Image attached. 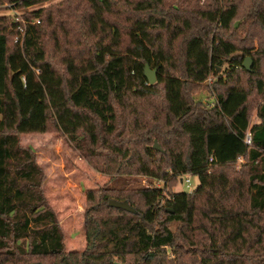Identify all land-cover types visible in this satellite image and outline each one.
<instances>
[{
    "label": "trees",
    "instance_id": "16d2710c",
    "mask_svg": "<svg viewBox=\"0 0 264 264\" xmlns=\"http://www.w3.org/2000/svg\"><path fill=\"white\" fill-rule=\"evenodd\" d=\"M8 1L22 13L0 15V264H174L190 244L203 246L201 264H264L263 237L252 233L264 215V5ZM237 29L258 33L259 48L240 47L231 38ZM146 64L157 69L154 84ZM203 88L214 102L196 98ZM254 95L262 101L251 124ZM149 97L158 101L150 111L136 102ZM50 125L78 148L101 146L114 157L116 184L87 192L81 255L65 254L44 169L20 140ZM133 175L164 180L165 189ZM189 175L200 180L192 192L166 189ZM110 199L128 200L137 213Z\"/></svg>",
    "mask_w": 264,
    "mask_h": 264
},
{
    "label": "rangeland",
    "instance_id": "374dc122",
    "mask_svg": "<svg viewBox=\"0 0 264 264\" xmlns=\"http://www.w3.org/2000/svg\"><path fill=\"white\" fill-rule=\"evenodd\" d=\"M60 1L62 0H55L53 3H58ZM261 1L262 0H256V2L255 0H244V3L241 4L242 10H248L253 3H260L263 6L264 2L261 3ZM204 2L206 3V0H200V3L203 4ZM173 3H177V1H167V5ZM50 4L51 3H47L43 7L49 6ZM38 7L39 6L31 7L30 11ZM21 13V10L14 8L13 3H10L8 0H0V15L12 17L20 15ZM231 38L236 41L240 47L247 46L257 49L261 45L258 33L250 34L245 31L243 32L241 29H237L232 33ZM61 56L62 54L58 53L55 55V58L59 59ZM251 59L253 68L254 60L252 57ZM246 78L247 75L243 73L242 83L245 84ZM207 83H210V80H208ZM196 98L203 99L205 102H214L208 91L204 90V88L197 92ZM261 101L262 99L259 96L254 95L250 103L252 107L251 124L259 122L257 109ZM136 102L140 104L142 109L146 108L149 111L154 107L153 104L158 103V101L152 97H149L147 100H136ZM121 111V108L118 107V112L121 113ZM149 115L150 114L146 116ZM122 116H124V112ZM20 140L23 146H30L34 149L37 162L44 169V195L59 219L64 235L65 254L71 255L70 253H77L81 255L87 247L86 211L90 206L87 199V192L93 190L99 194L101 191H105L113 184H116V179L118 177H116L117 174L114 173L111 164L114 157L110 151L105 148L103 149L101 146L90 148L88 144H85L86 148H84V150L78 148L77 144L74 143L69 136L59 131L53 125H50L49 130L46 132L21 134ZM107 155H109L110 158H108ZM242 162L243 159H240L236 169L240 168V163ZM129 178L137 179V182L145 187H155L154 185L157 184L165 189L164 180L149 175H133ZM186 178L190 179V185L179 180L178 177L172 181V185L169 183L166 189H170V191L192 192L199 186L200 180L197 176L189 175L184 176L182 179L185 180ZM177 225V222H173L171 227L175 229ZM252 233L253 236H262L264 241V215L262 219L258 221ZM205 255L206 253L203 246L190 244L186 247L180 261L174 264H201V257ZM173 256L174 255L171 254V258L175 260L176 258ZM60 259V257H29L27 258V262H29V264H61ZM116 263L120 264V262Z\"/></svg>",
    "mask_w": 264,
    "mask_h": 264
},
{
    "label": "water",
    "instance_id": "95a60500",
    "mask_svg": "<svg viewBox=\"0 0 264 264\" xmlns=\"http://www.w3.org/2000/svg\"><path fill=\"white\" fill-rule=\"evenodd\" d=\"M252 59L251 57H246L244 63H243V67L245 69H247L248 71H250L252 69ZM144 75L146 76V78L148 79L150 84H154L157 81V69L156 68H152L149 64L145 65V69H144ZM154 148L161 150V146L159 145V143L157 141H155L154 144ZM109 205L112 207H116V208H120V209H124L126 211H129L131 213H137V209L135 207H133L128 200H117V199H110L109 200ZM171 212H173V210H171Z\"/></svg>",
    "mask_w": 264,
    "mask_h": 264
},
{
    "label": "built area",
    "instance_id": "2783aa9c",
    "mask_svg": "<svg viewBox=\"0 0 264 264\" xmlns=\"http://www.w3.org/2000/svg\"><path fill=\"white\" fill-rule=\"evenodd\" d=\"M34 22H39V20H36V21H34ZM25 27H23V28H21L20 29V33H21V35H19V36H17L16 38H15V41L16 42H21V40H22V37L25 35ZM245 141H246V143L247 144H251L252 143V136H251V132L249 131L248 133H247V135H246V139H245ZM182 181H184L185 183H187L188 185H190V179L189 178H186L185 180H182ZM155 187H159V185H154Z\"/></svg>",
    "mask_w": 264,
    "mask_h": 264
}]
</instances>
